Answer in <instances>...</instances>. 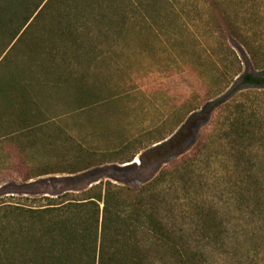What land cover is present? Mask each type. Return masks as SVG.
Wrapping results in <instances>:
<instances>
[{
	"label": "rangeland",
	"instance_id": "374dc122",
	"mask_svg": "<svg viewBox=\"0 0 264 264\" xmlns=\"http://www.w3.org/2000/svg\"><path fill=\"white\" fill-rule=\"evenodd\" d=\"M202 24L199 40L182 31L132 39L92 70L85 92L70 91L65 102L42 93V111L62 116L31 148L0 143V203L39 206L45 202L35 199L101 180L139 190L161 177L164 218L201 264H264V142L242 156V145L228 136L242 111L264 119V88L242 80L250 70L264 71V39L249 46L212 40ZM248 168L263 188L258 204L241 195ZM49 169L56 173L35 177ZM205 219L216 227L204 230ZM160 251V264H176L168 248Z\"/></svg>",
	"mask_w": 264,
	"mask_h": 264
},
{
	"label": "trees",
	"instance_id": "16d2710c",
	"mask_svg": "<svg viewBox=\"0 0 264 264\" xmlns=\"http://www.w3.org/2000/svg\"><path fill=\"white\" fill-rule=\"evenodd\" d=\"M201 23L208 39L249 46L264 39V0H0V143L35 146L34 138L62 116L45 114L41 100L65 102L70 91L85 92L92 70L132 39L173 38L182 31L199 40ZM242 80L264 88V71L250 70ZM228 136L247 156L255 142H264V119L242 111L230 121ZM89 166L57 172L73 175ZM244 175L242 198L260 203L258 175L251 168ZM161 183L159 177L133 190L101 180L35 199L45 202L39 206L1 202L0 264H160L165 247L176 264H201L189 240L176 236L164 218ZM207 226L216 223L205 219L202 228Z\"/></svg>",
	"mask_w": 264,
	"mask_h": 264
}]
</instances>
